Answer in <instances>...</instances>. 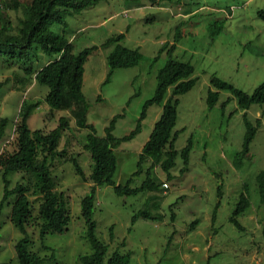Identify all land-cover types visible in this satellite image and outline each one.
Masks as SVG:
<instances>
[{"label":"rangeland","instance_id":"374dc122","mask_svg":"<svg viewBox=\"0 0 264 264\" xmlns=\"http://www.w3.org/2000/svg\"><path fill=\"white\" fill-rule=\"evenodd\" d=\"M6 2L0 11L17 31V20L29 0ZM258 9L264 10V0H98L66 15L64 24H49L52 32L71 40L74 53L97 46L84 62L82 91L88 105L87 122L98 136L104 135V127L115 114H121L113 128L115 136L133 129L143 102L154 93L156 72L167 59L166 49L160 51L163 43H174L172 56L189 61L194 69L192 76L197 77L188 91L178 95L173 126L178 152L188 138L192 140L187 169L180 170L183 160L178 154L170 168L172 177L167 178L159 164L150 167L152 162L147 157L130 185H138L149 169L159 183L157 189L117 195L111 185H97L92 217L97 237L107 244L105 258L117 249L130 252V264H264V201L260 200L256 182V175L264 169V104H253L246 110L251 119L259 117L261 125L247 156L238 160L245 132L244 109L226 89L219 90L212 107L206 102L212 75L247 92L264 80V20L257 15ZM118 33H124L120 43L138 47L142 57L135 65L114 68L102 84L109 68L106 55L113 45L103 42ZM47 60L41 55V63ZM0 82V117L9 119L0 137V153L15 148V125L23 100L40 101L28 118L31 129L47 132L58 124L60 116L67 121L51 171L55 188L67 198L70 221L63 232L48 233L41 242L35 216L38 199L29 194L33 216L26 228L32 250L44 257L54 254L53 260L42 264H81L79 255L91 252L80 200L89 192L92 161L84 149L88 129L76 122L79 104L72 101L62 109L50 108L44 100L48 88L1 59ZM161 108L162 103L150 104L140 130L114 148L115 183H125L136 170L139 151ZM72 157L77 158L85 178L75 172ZM19 176H10L11 185ZM164 181L167 187L162 186ZM241 193L246 194L249 205L235 216L242 226L238 228L230 217ZM2 194L0 178V201ZM13 199L11 195L0 212V264L16 263L14 244L21 233L9 217ZM139 209H146L150 215L131 222Z\"/></svg>","mask_w":264,"mask_h":264},{"label":"trees","instance_id":"16d2710c","mask_svg":"<svg viewBox=\"0 0 264 264\" xmlns=\"http://www.w3.org/2000/svg\"><path fill=\"white\" fill-rule=\"evenodd\" d=\"M96 2L98 0H29L27 5H23L22 17L17 20V31H13L10 19L4 17L0 11V59L8 66H17L24 74L33 76L38 83L45 85L48 90L44 100L50 108L62 109L72 101L79 104L80 111L76 122L80 127L88 129L85 135L84 149L89 152L92 161L91 172L88 175L91 181L89 192L84 194L80 200V212L85 222V238L90 244L91 252L80 254L79 261L81 264H130L129 251L122 253L115 249L105 258L107 244L97 237L96 222L92 217L96 187L101 184H109L117 195H135L140 191L157 189L159 183L151 175L149 169L146 170L144 179L138 185H130L132 176L139 173L142 168L141 163L147 157L152 162L150 167L159 164L166 171L167 178L172 177L170 168L175 165V158L178 154L183 160L180 170L183 172L187 169L192 140L188 138L184 147L178 152L174 146L177 131H173V126L177 116L178 95L188 91L197 77L192 76L194 69L189 61L178 60L172 56L175 44L163 43L160 51L166 49L167 59L156 72L154 93L143 102L133 129L122 136H115L113 128L116 119L121 115L115 114L104 127V135L98 136L95 127L87 122L88 105L82 91L84 62L97 46L84 47L74 53L69 38L49 29L50 23L64 24L66 15L79 12ZM6 4V0H0V7L6 6ZM257 15L264 20V10L258 9ZM123 37L124 33H118L103 42L106 46L111 43L113 45L106 55L109 68L102 84L109 80L114 68L135 65L142 57L138 47L130 48L120 43ZM41 55L48 58L45 63H41ZM2 85L3 82H0V87ZM170 86H172L170 94L165 98ZM220 89L228 90L236 99L238 106L244 109L242 120L245 132L241 149L238 151L237 158L239 160V158L247 156L251 140L261 125V119L259 117L251 119L246 110L253 104H264V80L251 92H247L229 81L212 75L206 98L209 107H212L218 99ZM153 103H162L161 112L139 151L136 170L131 173L125 183H115L113 176L117 166V157L114 148L122 141L132 138L140 130L146 108ZM39 104L38 100L22 101L15 125V148L0 153V178L3 184L0 212L4 202L14 195L9 217L12 224L21 233V237L14 244L15 264H42L46 260L54 259L53 253L44 257L31 249V238L26 228L33 216V204L29 199V194L35 195L38 199L35 216L38 221V236L41 242L44 241L48 233L63 232L70 221L67 198L63 191L55 188L51 171V165L58 156L57 147L62 131L67 127V121L64 116H60L58 124L47 132H43L39 128L31 129L28 125V118ZM8 121L7 116L0 117V137L4 134ZM71 161L75 172L81 178H85L77 158L72 157ZM14 173H19L20 176L11 185L10 176ZM256 182L260 200L264 201V169H261L256 175ZM217 189L218 195H220V185ZM218 204L219 201L213 209L212 220L215 218V209ZM248 205V197L245 193H241L230 217V220L238 228H242V226L235 216ZM149 215L150 213L146 209H139L131 216V222L138 217H148ZM111 230L112 226L110 227V236L112 237ZM123 241L124 239L122 243Z\"/></svg>","mask_w":264,"mask_h":264},{"label":"built area","instance_id":"2783aa9c","mask_svg":"<svg viewBox=\"0 0 264 264\" xmlns=\"http://www.w3.org/2000/svg\"><path fill=\"white\" fill-rule=\"evenodd\" d=\"M162 186H163V187H167V186H168L167 181L162 182Z\"/></svg>","mask_w":264,"mask_h":264}]
</instances>
